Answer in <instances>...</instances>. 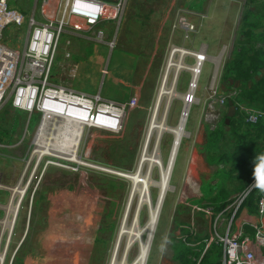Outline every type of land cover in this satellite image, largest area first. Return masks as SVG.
<instances>
[{"label":"rangeland","instance_id":"374dc122","mask_svg":"<svg viewBox=\"0 0 264 264\" xmlns=\"http://www.w3.org/2000/svg\"><path fill=\"white\" fill-rule=\"evenodd\" d=\"M42 1L37 0L35 2V0H32L30 4L31 8H28V11L23 6H20L19 10L25 16H29V12L35 10L38 13L39 9H41ZM246 4V0H130L124 13L121 12L120 14L118 22L122 20V23L119 27L117 23L113 25L107 24L105 27H101L100 29L105 32L104 43L101 44L93 39L97 42L96 44L109 46L111 48L110 52L117 49H124L126 53L137 54L141 60H138V68L136 65L134 72H130V74L128 71L119 68V74L117 76H126L130 79L132 77L136 82H140L139 80H142L143 77L147 80L142 91L138 90L136 92L137 89H134V96L132 98L140 95L139 107L132 114L129 112L125 113L118 131L103 132L92 130L88 127L85 128L79 144L80 148L78 147L76 153V156H78L79 151L80 157L78 156L77 158H81V162L84 163L82 165L76 161L69 160L72 159L70 155H62V153L54 150V147L58 144L55 143V140L47 141L43 148L44 151L46 150L45 152L49 149L48 151L52 155L45 153V156L37 164L39 157L38 153L34 155V151L41 149L36 144L37 130L42 115L38 111L28 113L14 109L12 104L14 91L13 89L8 91L5 102L0 107V184L5 187V184L9 183L12 184V187H6L10 190L2 187L0 191H3V193L6 192L4 194L5 196L9 197L12 195L13 202L11 205L14 207L18 203L19 198L16 192L13 193L16 186L19 184L16 188L18 192L22 191L27 185L28 188H25L26 191L19 208L20 212H18V220H15L14 230L10 236L8 235V231L5 234L2 233V225L5 224L4 221L6 219L4 220L5 214L3 212L2 214L0 213V252L3 253L5 251L4 264H31L40 253H45L46 251V248H43V244L41 243L44 236L48 234V237L52 238L49 241H56L57 235H53L51 233L52 231L57 230L62 234L67 230L69 223H72L78 229L79 216L85 214L87 219L91 217V213L87 211L90 208V204L88 205L85 202H82L75 211L69 212L65 210L60 216L61 219L58 221L49 215L47 208V206H50L49 200L52 196L51 194L67 192L66 188L73 187L74 184L82 181L81 178L83 176L84 182H86L91 188L90 190L99 199L97 203L95 202L96 204L93 202L91 204V210H95V221L89 229L95 235L94 238L97 237L95 244L91 247L88 264L110 263L120 221L131 189V183L117 173H132L136 170L158 93L165 71L171 60L172 52L176 48L183 49L185 48L183 47L184 45L189 46L192 42L194 49L185 48L190 53L192 52L193 55L185 54L182 59L183 65L186 66L187 70L181 72L175 85L176 98L173 100L168 112L166 120L168 127H176L181 120L185 106L184 98L189 94L193 78L189 69L194 67L197 62L194 54L204 52L206 59L203 61L196 91L194 92L195 103L191 106L187 118L185 137L182 139L175 161L170 181L171 190L167 193L163 204L151 247V253L147 262V264H177L172 261L173 245L169 238H165L166 249L162 251L161 242L163 236H169L171 232L176 231L178 229V223L187 224L194 222V228L197 232L199 230L206 231L209 219L199 215V213L208 215L205 211L209 207L213 208V203L208 201L204 206L200 205V210H197V214L202 222L201 226L200 222L196 223L195 218L191 219L188 216L186 209L188 206H181V203H186L185 199L189 194L200 195L198 189L199 182L196 179H190L193 190H189V187L186 188L184 186V184L189 183L188 177L184 174V177H180L177 183V166L184 149L187 148L190 151L195 146L198 148L200 156L202 155L204 160L206 158V160L209 159L211 162L212 152L208 150V144L215 140L213 132L218 130L229 108L226 105L221 106L217 104L212 109L209 107L208 102L211 96H216L212 91H217L219 95L233 99L239 94L237 89H227L223 86L222 75L226 64L234 56ZM51 10L53 9L49 8L46 11H42L41 9V16L50 18L53 15ZM36 16L38 19L40 13ZM181 16L187 17L192 23L197 25L198 30L194 34H187L183 29H174V26L177 25V21ZM206 21L214 23L210 25L214 36L212 40L213 45L210 47L211 57L208 56L207 50L203 49L205 47L203 45L204 39L202 38H204L205 33L203 32L204 28L202 29L200 24L201 22L206 23ZM100 29H98V32ZM256 31L257 34L263 33V29H256ZM26 36V25L22 28L10 26L5 31L4 44L9 48L20 46L22 49L21 46ZM65 37L67 36H64L62 40L58 56L59 59H57L53 68L54 78L52 79V86L59 87L73 82L71 79L72 69L76 68L77 72L79 70L76 59H72L73 44L70 52L71 57L65 60L68 51L66 50L65 53ZM113 38L114 41H112ZM68 42L70 41L67 40L66 45H68ZM78 44L79 46L84 45L83 42H79ZM257 44L258 48L264 49V41H259ZM201 49L203 51H199ZM175 58L176 60L178 59L177 56ZM65 61L68 63L69 69L64 67ZM102 71L109 73V63L107 61L102 62ZM136 71L138 72L136 73ZM147 71L148 76H146ZM111 77L117 80L115 75L112 74ZM118 79L123 83H127L125 78L118 77ZM201 79L204 82L202 89H200ZM171 81L172 76L169 78L168 86L171 85ZM198 101H200V104H197ZM115 102L125 105L129 101ZM164 106L163 102L160 107V118L162 117ZM197 138L203 141L198 142ZM49 142L51 143L49 144ZM173 143V134L165 132L161 141V158L164 164H167L169 161ZM88 148H90L91 152L88 150L86 153ZM220 149L223 152H228L229 150L228 146L224 143ZM29 162L31 163L27 167ZM212 164L211 162V165L208 166L212 167L209 169L211 172L208 173V177H201L206 181L202 191L206 197H211L215 192V198H217L220 189H225L230 192V187H228L229 180L226 178V182L223 183L222 181V185L217 186L216 189L211 187L216 184L211 185L210 180L217 183V179L223 177L225 172L229 173L232 166L226 163L214 164V166ZM217 169L222 172L217 171ZM216 171L220 172L221 175L219 176L218 174L215 176ZM153 180H159V172L157 169L154 171ZM38 185L42 189H37ZM39 191H41L40 196L43 197V200L36 207V201L32 200V196L35 192L38 193ZM158 196L159 191L153 189L152 201L156 202ZM89 198L91 199V197ZM88 202H90L89 199ZM72 203L79 204L78 202L72 201L70 205ZM178 209L183 210L182 216H179ZM27 216L31 217L37 233L45 228L46 230L39 234L43 235L41 237L34 236L31 231L30 237L23 244L22 236ZM53 216L55 217L54 214ZM54 220L55 223H53ZM147 220L148 211L145 210L141 214V226H144ZM98 231L99 233L97 235ZM219 231L221 230L219 229ZM60 237L64 241L63 236ZM65 239L73 243L78 241L77 238ZM32 244L35 249L32 248ZM166 250L167 259L162 261L163 253ZM137 254L138 245L136 244L126 264H131ZM63 258L66 259L65 255Z\"/></svg>","mask_w":264,"mask_h":264},{"label":"built area","instance_id":"2783aa9c","mask_svg":"<svg viewBox=\"0 0 264 264\" xmlns=\"http://www.w3.org/2000/svg\"><path fill=\"white\" fill-rule=\"evenodd\" d=\"M12 0H0V107L5 102L6 95L13 89V107L18 111L34 113L38 111L42 117L37 132L43 131V121L47 117L51 121L66 119L59 110L65 109L67 104L58 99L61 91L68 95L70 104V117L81 123L85 128L96 131L111 132L115 123L114 112H120L123 116L126 112L133 113L139 107V97L132 98L125 105L113 101L103 100L100 96H88L76 92L72 85L52 86L53 68L57 62L60 47L64 36L69 34H91L92 39L104 43L105 32L100 29L103 23H117L121 12L124 13L130 0H114L113 2L100 0H43L41 9L46 11L51 8L53 15L46 18L45 23H38L35 13L25 16L19 9L11 5ZM56 4V7L53 5ZM201 22L200 27H203ZM27 26V38L23 45L9 48L4 44L5 31L10 26L22 28ZM98 29L100 31L98 32ZM174 29H183L187 34H194L198 27L187 17L181 16ZM95 31V32H94ZM70 45V42L67 43ZM196 55V54H194ZM71 57L70 51L66 53L65 60ZM205 59L206 57L203 56ZM204 59V60H205ZM64 67L69 69L68 63ZM77 75L76 68L72 69L71 79L74 81ZM66 86V87H63ZM208 102L210 108L220 104L225 106L231 97L219 95L212 91ZM190 99V100H189ZM192 106L195 103L194 94L189 98ZM240 111L244 115L247 124H257L264 117V111L240 105ZM68 115V114H67ZM83 130V131H84ZM69 134L66 130L63 134ZM37 134V141H42ZM31 163V162H30ZM262 177L246 191L233 198L232 207L235 213L241 207L247 197L257 188ZM258 214L264 218V185L260 186L258 193ZM210 210V214H212ZM220 217L215 223V241L224 247L225 257L222 264H264V223L255 226V235L250 237L242 230L234 233L232 221L228 225L227 234L219 233Z\"/></svg>","mask_w":264,"mask_h":264},{"label":"crops","instance_id":"0c3cea01","mask_svg":"<svg viewBox=\"0 0 264 264\" xmlns=\"http://www.w3.org/2000/svg\"><path fill=\"white\" fill-rule=\"evenodd\" d=\"M36 1L37 0H35V2ZM31 2L32 0H12L11 5L13 7H16L17 9H19L20 6H23L27 10L28 8L29 9L31 8L30 6ZM53 5L56 7V3H54ZM33 13H35V19L38 23H45L46 17L41 16L42 13L41 9H39L38 12L40 13L38 19L36 16L38 13L36 12V10L33 12H29V16L32 15ZM107 24L113 25L115 24V22L103 23L102 27H105ZM202 24H203L202 29L204 28L203 32L205 33L204 38H202L204 39L203 45L205 47L203 49H206L208 56L211 57L212 54L210 53V47L213 45L212 40L214 36L212 34L210 25L214 23L206 21V23H202ZM207 32L209 33V35ZM66 36L67 37H65L66 38L65 53L66 50H69L71 52V46L73 44L72 59H76L77 65H79V70L77 72L74 81L66 84L72 85V88L76 92L84 93L88 96H100L103 100L106 101L128 102L134 96L133 95L134 89H137L136 92H138V90L142 91L144 85L146 84L145 82L147 80L146 78L143 77L142 80H139L140 82H136L132 77L130 79L126 76H120V75L117 76L119 74V68H122L128 71L129 73L135 71L136 65L138 68L137 62L138 60L139 61L141 60L137 54L126 53V50L124 49H117L110 52L111 48L109 46L96 44L97 42H95L90 36L86 34L68 33ZM67 40L71 42L70 45H66ZM112 41H114V38ZM79 42H83L84 45L79 46L78 44ZM183 47L194 49L192 42L190 43L189 46L184 45ZM199 51H203V50L201 49ZM103 61L104 62L107 61L109 63V70H110L109 73L102 71ZM137 72L138 71H136V73ZM112 74L116 76L117 80H114L111 77ZM146 76H148V71L146 73ZM118 77L125 78L127 83H123L118 79ZM203 83L204 82L201 79L200 89H202ZM138 97L140 99V95ZM197 104H200V101H198ZM197 140L198 142L203 141L202 139L199 138H197ZM88 150H90V148L86 150V153ZM82 151L84 150L82 149ZM78 156L80 157L79 151H78ZM209 165H211L209 163V159L206 160L205 158L204 160L202 155L200 156V153L196 146L190 151L187 150V148H185L184 151L182 152V155L180 156V161L177 166L178 178L176 182L178 183L180 177H184V174H186L185 176L188 177L189 183L184 184V186L186 188L189 187V190H193L190 179L192 180L196 179L199 182L198 189L200 191V195H195V194H189V196L187 195L185 199L186 203H181V206L182 205L188 206L186 207L188 211V216L191 219L195 218L196 223L200 222V226L202 222L198 217L199 215L204 216L209 220L207 223L206 231L199 230L197 232V230L194 228L195 226L194 222L187 224L178 223L179 225L176 231L171 232L169 236L166 237L163 236L161 242L162 251L166 249L165 238H169L171 244L173 245L172 261L177 264H209V263L222 264L223 263L225 257L224 247L215 241V231H216L215 223L218 217H220L219 223L221 230L219 231V233L222 235L227 234L226 228L228 227L231 221H232V231L234 233L242 230L245 235H248L250 237H253L255 235V226H260L262 223H264V218H260L258 214L257 195L251 196V198H248L245 202H243L241 207L238 209L236 213H235L236 208L232 207V203H233V198L238 194H232L228 196L229 204L223 209H220L218 203L214 202V199L216 197L215 192L211 197H206L204 195L202 190L206 181H204L203 178L201 177H208V173L211 172L209 169L212 168V167H208ZM217 171L220 170L217 169ZM217 171L215 173V176L218 174L220 176L221 175L220 172L222 171L220 172ZM227 174H228L227 172L224 173V175ZM81 180L82 181H79L76 184H74L73 187L66 188L67 192L65 191L64 193L60 192V193L51 194L52 196L50 195L51 198L49 200L50 206L49 207L47 206L48 213L51 217H53L56 221H58L59 219H61L60 216L65 210L69 212L75 211L76 209H78L77 207H79L82 202H85L88 205L90 204V208L87 211L88 213H91V217L87 219V216L85 214L79 216L80 220L78 222L79 224L78 229H76L72 225V223H69L67 226V230L62 234H60L57 230L52 231L51 233L53 235L54 234L57 235L56 241H49L52 238L48 237V234L44 236L42 238L41 243L43 244V248H46V251L45 253H40V255L31 264H88L89 262L88 259H90L89 256L91 252V247L93 246V244H95L97 237L96 236L94 238L95 235L92 234L93 233L92 230L89 229L94 224L95 221V216H94L95 210L93 211L91 210V204L92 202L97 203L99 199L98 196L94 192H92V190H90L91 188L86 184V182H84V176L81 178ZM210 184L211 185L216 184L214 186H211L213 189H216V187L220 186L221 184L220 179H217V183L215 181L210 180ZM2 187L4 189L10 190L9 188L6 187L11 188L12 184L6 183L5 187L0 184V189ZM37 189H42V187H39L38 185ZM40 192L41 191H39L38 193L35 192L32 196V200L36 201L37 204L36 207L39 206L41 204V201L43 200V197L40 196ZM5 193H3V191H0V197H1L0 213L2 214L3 212L5 214L4 220L7 218L8 209L10 208V204L12 203L13 200L12 195L8 197L4 195ZM89 197H91V199ZM22 199L19 201L20 202L19 205H21ZM88 199L90 200V202H88ZM72 201L78 202L79 204L77 205L75 203H72L70 205V202ZM207 201L213 203L212 204L213 208L209 207V209L205 211L208 215L204 213H199L198 215L197 210H200L199 209L200 205L204 206L207 203ZM47 202H48V197H47ZM210 210H213L212 214H210ZM177 212L179 216H182L183 210L178 209ZM53 214L55 215V217L53 216ZM55 220L53 221V223H55ZM56 224L59 225L58 222H56ZM45 230L46 228L38 231L37 233L35 226L32 223L31 217L27 216L25 220L23 236H22L23 244L30 237L31 231L33 232L34 236L41 237L43 235H39V234L43 233ZM98 233L99 231L97 232V235ZM60 236H63L64 241L61 239ZM65 238H77L78 241L73 243L71 241L66 240ZM32 248L35 249L33 244H32ZM64 255L66 259L63 258ZM92 255H91V260H92ZM166 259H167V250L163 253L162 261Z\"/></svg>","mask_w":264,"mask_h":264},{"label":"bare ground","instance_id":"6f19581e","mask_svg":"<svg viewBox=\"0 0 264 264\" xmlns=\"http://www.w3.org/2000/svg\"><path fill=\"white\" fill-rule=\"evenodd\" d=\"M187 50L188 49L185 50L176 48L172 52L170 58L171 60L165 71L162 85L158 93L157 101L153 110L151 121L148 126L143 149L136 170L132 173H117L131 183V189L120 221L118 235L109 264H126V261L131 254L134 245L136 244L138 245V254L131 264H147L148 262L162 207L167 197V193L171 190L170 181L175 161L182 139L183 137H185V127L187 124V118L191 110V105L189 103L190 99L188 100V98L189 96L191 97L196 91L199 74L203 61L205 59L203 57L204 52L195 55L197 58L195 66L190 69L188 68L191 71L193 78L190 85L189 94H187L184 98L185 106L181 120L176 127H168L166 124V120L171 104L176 98L175 85L179 79L181 72L187 70L186 66L183 65L182 59L185 54L193 55L192 52L190 53ZM176 56L178 57L177 60L175 58ZM171 76V85L168 86V81ZM58 99H61L62 102L64 101V103L67 104V107L64 110H59V113L64 114V117H66V119L62 121H51L46 117L43 121V131L41 133L38 132V135L40 136L41 140H55V143L58 144L54 147V150L62 153V155H70L72 159L69 160H72L74 162L76 161L77 163L82 165L84 163L81 162V158H77L76 153L82 139V135L84 133V127L81 123L75 121L70 117L73 114L69 109L68 104H70V100L65 91H61V93L58 95ZM163 102L165 106L162 117L160 118V107ZM113 118L115 119V123L114 125H112V130L118 131L122 124L123 115L120 112H114ZM66 130H69L71 132L70 135L66 133L63 134ZM165 132H170L174 136V143L167 164H164L161 158V141ZM47 141L48 140H45V143ZM50 143L51 142H49V144ZM36 145L41 148L37 151H34V155L38 153V164L40 162V159L45 156V153H49V155L52 154H50V152L48 151L50 145L47 148V152H45L46 150H43L45 146L42 141H37ZM29 165L30 162L27 164V167ZM156 169L159 172L158 181L153 180L154 171ZM18 185L16 186V188L18 187ZM25 188H23L20 192H18L16 189L13 192H16L19 197L18 203L14 207H12V205L10 204V208L8 209V217L4 221L5 224L2 225L3 234L8 231V235L10 236L11 232L14 230L15 220L18 216V212H20L19 201L22 199V197H24L26 191ZM153 189H157L159 191L158 200L156 202L152 201ZM145 210L148 211V220L144 226H141V214ZM10 214L11 218L9 219ZM6 242L8 241L6 240ZM4 258L5 251L3 253L0 252V264H4Z\"/></svg>","mask_w":264,"mask_h":264},{"label":"trees","instance_id":"16d2710c","mask_svg":"<svg viewBox=\"0 0 264 264\" xmlns=\"http://www.w3.org/2000/svg\"><path fill=\"white\" fill-rule=\"evenodd\" d=\"M246 3L235 53L222 75L223 86L239 92L230 100L236 105L237 113L229 124L225 115L218 130L213 132L215 140L208 144L212 165L226 163L232 166L227 175L220 177V183L228 178L230 187V192L220 189L214 199L220 209L229 204L228 196L246 191L260 177L262 180L247 199L255 196L264 185V117L257 124H247L239 107L245 105L264 111V49L257 47L259 41H264V0H246ZM256 29H263V33L257 34ZM223 143L228 146V152L220 149Z\"/></svg>","mask_w":264,"mask_h":264},{"label":"water","instance_id":"95a60500","mask_svg":"<svg viewBox=\"0 0 264 264\" xmlns=\"http://www.w3.org/2000/svg\"><path fill=\"white\" fill-rule=\"evenodd\" d=\"M228 106H229V110H228V113H227L226 123L229 124L230 123V119L235 117V115L237 113V109H236V105L234 104L233 101H230Z\"/></svg>","mask_w":264,"mask_h":264}]
</instances>
